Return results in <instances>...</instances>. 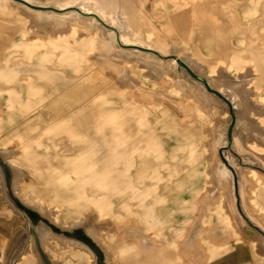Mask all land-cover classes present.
I'll return each instance as SVG.
<instances>
[{"label": "rangeland", "instance_id": "374dc122", "mask_svg": "<svg viewBox=\"0 0 264 264\" xmlns=\"http://www.w3.org/2000/svg\"><path fill=\"white\" fill-rule=\"evenodd\" d=\"M91 263L264 264V0H0V264Z\"/></svg>", "mask_w": 264, "mask_h": 264}, {"label": "bare ground", "instance_id": "6f19581e", "mask_svg": "<svg viewBox=\"0 0 264 264\" xmlns=\"http://www.w3.org/2000/svg\"><path fill=\"white\" fill-rule=\"evenodd\" d=\"M80 18V17H79ZM124 28V27H123ZM197 66V65H196ZM199 66V65H198ZM169 67V66H168ZM197 69V68H196ZM202 70H203V68H202ZM200 72H202V71H200ZM164 73H166V71H164ZM168 73V72H167ZM169 75H170V77H172V80L173 81H175V83H177L178 82V78H177V76L175 75V73L173 74V72H170L169 73ZM4 153V152H3ZM6 153V154H5ZM4 153V155H5V157L6 158H10L11 156L9 155V153L8 152H5ZM10 165H12L11 163H9ZM14 168H16L14 165H12ZM13 168V169H14ZM17 176V175H16ZM19 177H20V175H19ZM18 177V178H19ZM15 180H16V178H15ZM15 180H14V186H15ZM17 186V185H16ZM14 190L16 191L17 190V188L15 187L14 188ZM19 191V190H18ZM16 193V192H15ZM17 195V194H16ZM20 198V197H19ZM21 199V198H20ZM22 200V199H21ZM24 203H25V201H23ZM26 204V203H25ZM43 215H45V216H47L50 220H51V222L53 223V224H55V225H59V226H61V224L59 223V222H57V221H55L54 219H52L51 217H50V213H47V211H46V209L44 208V209H38ZM83 221H76V222H71L70 224H71V226H74V225H76V224H81ZM90 229V228H89ZM93 229V228H92ZM86 234L90 237V238H92V240L94 241V242H96L97 244H99V246H101V248L106 252V254H107V250L105 249V247L101 244V242H100V240H99V238L97 237V234L95 233V231H93V230H86ZM44 239L43 240H46L48 237H52V238H54V239H56L57 241H61V242H68L70 245H72L73 247H76V248H79V249H81V250H83V251H85L87 254H89L90 256H92V257H94V255H93V253L90 251V249L85 245V244H83V243H81V242H75V241H72V240H66V239H64L62 236H57L55 233H53L50 229L48 230V229H46V231H45V233L43 234V236H42ZM108 255V254H107ZM109 256V255H108ZM107 256V257H108ZM92 264V263H91Z\"/></svg>", "mask_w": 264, "mask_h": 264}, {"label": "crops", "instance_id": "0c3cea01", "mask_svg": "<svg viewBox=\"0 0 264 264\" xmlns=\"http://www.w3.org/2000/svg\"><path fill=\"white\" fill-rule=\"evenodd\" d=\"M67 98H68V95L66 92L61 93L60 95L57 96V98L54 99L52 106L54 104L59 107V105L62 104V102H65L66 100H68ZM50 109H51V106L49 107L48 105L43 106L40 108V113L34 117H40V118H45L46 116L49 117V115H51V113L49 112ZM52 114H54V112Z\"/></svg>", "mask_w": 264, "mask_h": 264}]
</instances>
